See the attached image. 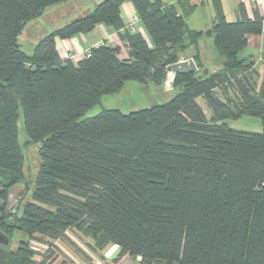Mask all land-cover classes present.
<instances>
[{"label":"trees","instance_id":"16d2710c","mask_svg":"<svg viewBox=\"0 0 264 264\" xmlns=\"http://www.w3.org/2000/svg\"><path fill=\"white\" fill-rule=\"evenodd\" d=\"M64 1L0 0V231L24 235L8 264H54L53 242L36 259L31 240L71 242L72 229L91 238L92 249L115 243L118 258L129 254L139 264H264V76L256 91L254 62L240 58L248 36L262 34L263 19L229 21L217 4L207 33L223 68L198 77L204 66L195 55L199 70L175 73L168 100L83 118L127 80L162 86L168 66L204 33L186 22L196 7L191 0H130L146 34L125 26L126 0H102L28 55L19 43L25 24ZM100 23L118 31L127 56L104 41L78 61L61 58L57 38ZM20 115L28 136L41 142L42 162L32 198L14 213L6 205L22 178ZM243 115L258 116L262 131L226 122Z\"/></svg>","mask_w":264,"mask_h":264},{"label":"rangeland","instance_id":"374dc122","mask_svg":"<svg viewBox=\"0 0 264 264\" xmlns=\"http://www.w3.org/2000/svg\"><path fill=\"white\" fill-rule=\"evenodd\" d=\"M164 1L169 3L173 0ZM98 2L101 1L67 0L47 6L43 9L42 13L38 17L29 20L25 24L21 34L19 35V43L21 44V48L28 55H32L36 43L46 34H48L50 30H53L51 28H57L61 26V24H66L65 22H68V20H71V18H76L88 14L91 10L94 9L95 4H98ZM187 18L190 20L191 25H196L199 28H206V26H209V16L206 9L198 8L192 18H189L187 16L186 20ZM202 44L204 45L206 55L211 56L213 55V53H215L216 48L214 45L213 35H205L202 38ZM209 71H212V69H209ZM172 80L173 74H170L167 77L162 86L156 85L154 83L146 84L136 80H127L123 88L119 92L103 95L97 104L93 105L85 111L83 118L95 116L105 109L118 108L125 113H129L132 111L140 110L142 108L150 107L157 103L164 102L171 98L174 94ZM229 92L232 100L237 98L234 90H231ZM219 94L223 96L221 90H219ZM198 101L209 117L211 115V110L208 107L206 101L202 97H199ZM226 122L229 124V126L236 129L254 132L262 131L261 119L255 115H243L237 118H230L227 119ZM17 129L18 141L24 159L22 178L16 185L11 188L9 194L11 193L13 195V199L16 200V204L20 203V212L22 211L24 204L32 198L35 180L42 160L39 153L41 142L33 141L28 136L24 128L22 115H20L19 117ZM67 236L71 242L60 240L56 242L58 245H54L55 253L57 254V256L59 254V260L54 264H59L64 259L72 262L71 258L73 256L79 261L78 264H90L89 258L91 256L89 255H92L91 259L95 260L97 264H103L100 254H96V251L91 247V244L93 242L91 238L83 237L74 229L69 230L67 232ZM23 237L24 235L21 232L15 230L12 236L10 248L15 249L18 246L19 239ZM75 245H77L78 247H75ZM33 246H35V249L38 248L36 244H34ZM79 247L87 257L83 256L81 253L79 254ZM65 251L69 253L71 257H69V255L66 254ZM93 251H95V253H93Z\"/></svg>","mask_w":264,"mask_h":264},{"label":"crops","instance_id":"0c3cea01","mask_svg":"<svg viewBox=\"0 0 264 264\" xmlns=\"http://www.w3.org/2000/svg\"><path fill=\"white\" fill-rule=\"evenodd\" d=\"M179 1L182 0H173L172 2L169 3H174L177 5ZM163 2L167 3L164 0ZM194 3H196V7L193 10V12L188 15V17L192 18V16H194L198 8L206 9L209 16L208 19L209 26H206V28H199L196 25H191L190 20L187 18L186 22L191 30L202 31L204 34L199 37L198 42L196 44H191L186 47V49L181 53L180 59H194L195 62L197 63L195 59V55H198L197 60L204 67L212 69V71H216L223 68L225 61L218 54L216 46H215L216 51L215 53H213V55L211 56L206 55L204 50V45L202 44V38L205 35H213V34H208L207 31L210 30L214 25L217 4H220V7L226 19H228L229 21H236L244 17H248L251 19H254L255 17H260L264 21V0H195ZM96 5L97 4H95V6ZM121 14L125 26H127L129 22L135 17V15H137L135 7L130 0H126L123 2L121 6ZM76 18H71V20H68V22ZM62 25L64 24H61V26ZM57 28H51V29L55 30ZM53 30H50V32ZM136 30L146 34L145 28L140 21H138L136 24ZM104 41H108L110 43L118 45L121 48V56L122 57L127 56L128 52L126 45L120 39L118 31L114 27L103 23L97 24L96 27L88 33H78L68 38H57L56 45L62 59H66L70 57L74 61H78L85 56V53L91 47L98 45ZM214 45H215V40H214ZM242 55L243 57H248L247 62H251V61L254 62L253 68L256 71L254 79L257 82L256 91H259L264 76V34H253L248 36V43L246 47L243 49ZM170 74H173L174 77L175 73L168 71L167 77ZM10 240L12 241V237H10ZM49 241L53 242V244L55 245L57 244L56 242L60 241V239L54 241L48 239L47 242H42L37 239L31 240L30 247L33 249V251H35L36 259H40L43 253H45L49 249L50 247L48 243ZM34 244H36L38 248L35 249L34 248L35 246H33ZM76 246L77 245H75V247ZM80 251L79 254L81 253L83 256L87 257L86 255H84L85 253L82 250ZM95 251H93V253H95ZM97 253L100 254L103 264H139V257L131 256L129 254H126L118 258V255L120 253V247L115 243H109L101 251H96V254ZM66 254H68L69 257H71L69 253L66 252ZM89 256H91L89 258L90 264H97L95 260L91 259L92 255ZM71 259L72 262H69L66 259L64 260L67 261L68 264L79 263V261L74 256ZM58 260H59V254L57 256L56 261Z\"/></svg>","mask_w":264,"mask_h":264},{"label":"water","instance_id":"95a60500","mask_svg":"<svg viewBox=\"0 0 264 264\" xmlns=\"http://www.w3.org/2000/svg\"><path fill=\"white\" fill-rule=\"evenodd\" d=\"M240 58H244L240 56ZM199 70V67L194 59H179L177 62L168 66V71L174 73H195ZM209 68L204 67L202 69V74H199L198 77H201L203 74H208ZM16 200L13 199V195L10 193L6 205L7 211H12L17 213L19 211V204L16 205ZM13 207V208H12ZM11 245L10 238L0 231V264H8L9 257V247Z\"/></svg>","mask_w":264,"mask_h":264},{"label":"built area","instance_id":"2783aa9c","mask_svg":"<svg viewBox=\"0 0 264 264\" xmlns=\"http://www.w3.org/2000/svg\"><path fill=\"white\" fill-rule=\"evenodd\" d=\"M193 3L195 2V0H191ZM139 21V18L137 15H135V17L129 22V24L126 26L128 29L135 31L136 30V24ZM264 23V21H263ZM262 34H264V27H263V31ZM89 51V50H88ZM88 51L85 53V55L88 54Z\"/></svg>","mask_w":264,"mask_h":264},{"label":"flooded vegetation","instance_id":"af4514ba","mask_svg":"<svg viewBox=\"0 0 264 264\" xmlns=\"http://www.w3.org/2000/svg\"><path fill=\"white\" fill-rule=\"evenodd\" d=\"M10 248V247H9Z\"/></svg>","mask_w":264,"mask_h":264}]
</instances>
